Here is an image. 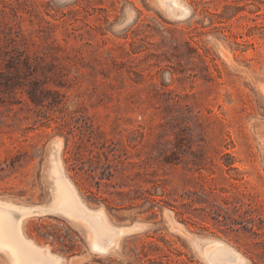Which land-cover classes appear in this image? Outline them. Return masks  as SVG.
<instances>
[{
	"label": "rangeland",
	"instance_id": "rangeland-1",
	"mask_svg": "<svg viewBox=\"0 0 264 264\" xmlns=\"http://www.w3.org/2000/svg\"><path fill=\"white\" fill-rule=\"evenodd\" d=\"M0 205L60 264H264V0H0Z\"/></svg>",
	"mask_w": 264,
	"mask_h": 264
},
{
	"label": "bare ground",
	"instance_id": "bare-ground-1",
	"mask_svg": "<svg viewBox=\"0 0 264 264\" xmlns=\"http://www.w3.org/2000/svg\"><path fill=\"white\" fill-rule=\"evenodd\" d=\"M63 205L67 209H74L75 200L63 189L61 192ZM32 215V208H14L0 205V247L4 248L10 255L14 264H60L59 259L49 252L37 248L21 234L22 221L24 217ZM100 236L104 234L102 228L97 227ZM234 255L228 250L215 247L209 256L211 264H222Z\"/></svg>",
	"mask_w": 264,
	"mask_h": 264
},
{
	"label": "water",
	"instance_id": "water-1",
	"mask_svg": "<svg viewBox=\"0 0 264 264\" xmlns=\"http://www.w3.org/2000/svg\"><path fill=\"white\" fill-rule=\"evenodd\" d=\"M32 208V215H38V214H46L44 211L38 207H31Z\"/></svg>",
	"mask_w": 264,
	"mask_h": 264
},
{
	"label": "trees",
	"instance_id": "trees-1",
	"mask_svg": "<svg viewBox=\"0 0 264 264\" xmlns=\"http://www.w3.org/2000/svg\"><path fill=\"white\" fill-rule=\"evenodd\" d=\"M33 101V98H30Z\"/></svg>",
	"mask_w": 264,
	"mask_h": 264
}]
</instances>
